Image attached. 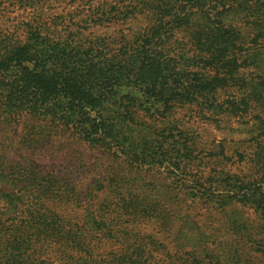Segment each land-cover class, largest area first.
Segmentation results:
<instances>
[{
  "label": "rangeland",
  "instance_id": "obj_1",
  "mask_svg": "<svg viewBox=\"0 0 264 264\" xmlns=\"http://www.w3.org/2000/svg\"><path fill=\"white\" fill-rule=\"evenodd\" d=\"M169 1L0 0V41L23 44L29 25L56 24L58 36L125 53L157 25L158 8ZM252 22L249 15L233 18L252 42L247 49L260 45ZM203 26L172 32V56L185 64L197 56L204 44L196 33ZM239 66L208 100L178 104L166 117L141 113L137 122L148 130L183 134L189 152L178 161L179 171L91 147L63 127L11 119L0 110V154L20 171L33 167L35 196L56 187L64 200L41 204L86 240L80 248L52 243L41 250V264H264L262 201L252 199L264 194V61L251 58ZM227 194L236 198L215 203L214 196Z\"/></svg>",
  "mask_w": 264,
  "mask_h": 264
},
{
  "label": "trees",
  "instance_id": "obj_2",
  "mask_svg": "<svg viewBox=\"0 0 264 264\" xmlns=\"http://www.w3.org/2000/svg\"><path fill=\"white\" fill-rule=\"evenodd\" d=\"M169 4L158 8L157 25L125 53L58 36L62 30L56 24L29 25L23 44L0 41V110L11 119L32 117L63 127L91 147L148 164L168 163L179 171L178 161L189 152L183 134L177 129L158 134L137 120L142 112L166 117L178 104L208 100L237 75L240 61L263 62L264 0ZM245 15L253 20L259 47L244 48L252 42L233 24V18ZM202 22L196 33L197 43L204 44L199 54L188 64L172 56V32ZM245 51L252 53L241 60ZM190 64L200 71L190 72ZM32 169L20 171L0 154V264H41V250L56 241L77 248L86 244L41 204L42 199L64 200L56 187L45 186L35 196ZM253 197L262 201L257 209L264 213V194ZM215 198L222 205L236 197Z\"/></svg>",
  "mask_w": 264,
  "mask_h": 264
}]
</instances>
